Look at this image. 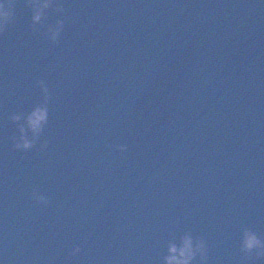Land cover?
<instances>
[{"label":"water","instance_id":"water-1","mask_svg":"<svg viewBox=\"0 0 264 264\" xmlns=\"http://www.w3.org/2000/svg\"><path fill=\"white\" fill-rule=\"evenodd\" d=\"M60 2L59 43L27 0L0 34V264H162L189 230L208 264H264L240 251L264 236V0ZM39 79L49 145L23 152Z\"/></svg>","mask_w":264,"mask_h":264},{"label":"clouds","instance_id":"clouds-1","mask_svg":"<svg viewBox=\"0 0 264 264\" xmlns=\"http://www.w3.org/2000/svg\"><path fill=\"white\" fill-rule=\"evenodd\" d=\"M32 10L31 28L33 32L41 33L53 43H59L67 20L66 16L57 18L54 24L48 23L49 11L63 14L66 12L64 4L60 0H27ZM17 0H0V34L7 31L9 25L15 22V9ZM42 91V99L29 111L21 110L11 115V120L16 124L19 135L13 137V147L23 152H28L39 145L40 151L48 148L49 141L41 139L50 121V105L52 92L44 79L36 81ZM120 152L128 149L126 144L109 145ZM32 198L38 203L48 205L51 198L41 194L38 188L33 189ZM167 251L162 257V264H208L209 245L203 236H196L189 231L182 234L173 232L166 242ZM82 251L81 245L77 244L69 253L75 257ZM240 251L244 253V259L264 260V236L252 227L243 226L241 230Z\"/></svg>","mask_w":264,"mask_h":264}]
</instances>
